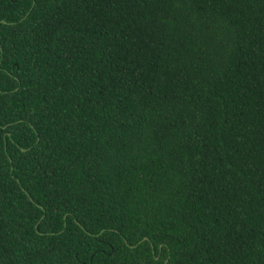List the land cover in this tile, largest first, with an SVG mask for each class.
I'll use <instances>...</instances> for the list:
<instances>
[{
  "label": "trees",
  "instance_id": "1",
  "mask_svg": "<svg viewBox=\"0 0 264 264\" xmlns=\"http://www.w3.org/2000/svg\"><path fill=\"white\" fill-rule=\"evenodd\" d=\"M0 264H264V0H0Z\"/></svg>",
  "mask_w": 264,
  "mask_h": 264
}]
</instances>
